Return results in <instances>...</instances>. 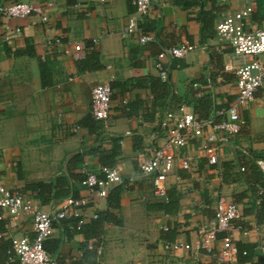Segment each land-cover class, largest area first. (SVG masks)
<instances>
[{
  "label": "crops",
  "instance_id": "1",
  "mask_svg": "<svg viewBox=\"0 0 264 264\" xmlns=\"http://www.w3.org/2000/svg\"><path fill=\"white\" fill-rule=\"evenodd\" d=\"M18 2L43 5L48 0H0V6ZM54 2L44 7L54 27L51 34L83 43L85 56L80 60L62 55L41 60L47 32L40 16L13 21L0 16V179L8 188L36 197L46 210L67 198H90L81 185L85 168L98 174L110 166L125 175L139 174L141 163L163 143L160 124L167 112L185 105L201 119L222 121L218 113L237 97L235 74L225 67L239 68L251 61L236 57L216 33V24L245 8L249 0H153L154 10L142 30L153 34L156 42L147 45L136 36L123 35L136 10L134 0ZM250 21L254 28L264 29V0H256ZM104 32L108 35L95 44ZM182 43L196 49L185 58L169 59V79L163 81L156 69L158 54ZM95 80L109 82L113 89L106 122L92 115ZM263 95L257 94L242 109L247 125L221 152L218 165L207 163L202 140L179 151L180 157L194 160L190 171L178 169L167 182L168 191L180 194L176 215L155 211L153 206L161 199L154 195L151 180H141L122 192L120 209L110 211L116 218L113 223L94 231L97 219L91 217L80 229L77 221H56L54 237L47 243L53 258L59 264H229L197 250L199 229L212 224L215 204L225 197L240 207L242 218L232 231L221 234L234 243L257 247L254 261L247 264H264L259 250L263 216L254 207L262 188L258 182L264 180V170L257 164L264 162ZM99 154H104L107 165ZM108 204V199L92 202L90 215L108 212ZM26 226L28 232L31 226ZM0 230L6 231L3 224ZM138 237L152 246L139 247L134 243ZM166 241L191 245L192 250L168 253L163 249ZM9 246L0 242V264H11ZM87 249L96 253V259H86Z\"/></svg>",
  "mask_w": 264,
  "mask_h": 264
},
{
  "label": "built area",
  "instance_id": "2",
  "mask_svg": "<svg viewBox=\"0 0 264 264\" xmlns=\"http://www.w3.org/2000/svg\"><path fill=\"white\" fill-rule=\"evenodd\" d=\"M101 3H109L111 0H99ZM55 5L54 0H48L45 4L33 5L29 3H13L4 7L0 6V16L7 21L31 16H40L41 22L46 26L47 35L43 40L42 61L47 56L62 55L73 60H80L85 56V45L72 42L62 35L52 36L54 27L50 16L44 11V7ZM136 10L126 22L124 37H138L141 45L156 42L153 34L143 32L142 26L153 12V0H134ZM256 7V0H249L242 10L230 12L216 24V33L222 43L231 48L236 57H250L251 61L239 68L226 66L225 71L235 74L237 84V97L230 106L218 113L223 120L201 119L190 112L185 105L177 111L167 112L161 121L160 128L164 132L163 143L155 148L150 156L145 159L139 168V174L125 175L117 167H103L97 174L83 169L85 179L82 187L90 194L89 199L67 198L60 203H53L50 210H46L36 197L25 194L18 189H10L3 179H0V222L5 225V232H0V242H8V257L11 264H59L46 250V244L52 240L55 233L56 221L77 220V228L80 229L88 218L98 219V215H90V204L100 200H106L110 192L116 187L129 189L136 186L141 180H151L154 187V195L167 200L168 179L176 176L178 169L190 171L192 157H180L179 151L186 148L193 140H202V151L210 166L218 165L221 152L230 144L234 137L239 135L247 125L242 116V109L256 100L259 93H264V29L254 28L251 24V16ZM89 15V13H88ZM17 33L20 29L16 30ZM94 40L97 44L103 37ZM196 47L188 43L161 51L158 54L156 69L163 81L169 79L166 62L169 59L185 58ZM220 73L219 69L214 71ZM74 75L73 79H77ZM198 96L202 92L198 85H194ZM264 110V95L261 99ZM113 106V89L109 82L95 80L92 89L91 111L98 122H106L110 117ZM244 155H249L243 152ZM264 170V162H257ZM246 172V167L241 168ZM264 189L259 188V198L256 200L257 210L262 203L261 196ZM92 200V201H91ZM215 217L212 224L199 229L200 242L197 250H203L209 256H217L223 263L235 264L237 262L238 248L230 237H224L218 244V236L223 232L232 231L235 224L242 218L240 207L230 199L218 198L215 209ZM31 226L29 231L26 225ZM264 224V219H263ZM168 231V229H166ZM31 234L33 236H31ZM163 249L168 253L180 250H192L188 244L166 241ZM264 257V240L259 246Z\"/></svg>",
  "mask_w": 264,
  "mask_h": 264
},
{
  "label": "trees",
  "instance_id": "3",
  "mask_svg": "<svg viewBox=\"0 0 264 264\" xmlns=\"http://www.w3.org/2000/svg\"><path fill=\"white\" fill-rule=\"evenodd\" d=\"M99 155L101 156L102 163L104 165H107L104 162V160H105V157H103L104 154H99ZM103 167H110V166H103ZM258 185H260L264 189V180L261 179L258 182ZM123 191H124V189L122 187H116L110 192V195L107 198L108 199V203H109L108 204V207H109L108 212L101 213L100 215H98V219L92 224V230H94V231L97 230L98 228L103 226L105 223H109V222L113 223V222H115L116 218L110 211H111V209H120V207H121V195H122ZM67 194H69V193L67 192ZM67 194L63 193L62 196H66ZM41 195H42L41 192H39V196L40 197H41ZM179 195L180 194H178L175 190L168 191L167 200H160V202H158L157 204H155L153 206V209L155 211H158V212H163L164 214L169 215V216L176 215L179 212V207H180L179 206V204H180V196ZM258 198H259V191H258V195H257L256 200ZM260 199H262L260 210L259 211L257 210L256 200H255V203H254V207H255V209L257 211L256 213L257 214H261L263 216V219H264V195L261 196ZM62 201H64V200H62ZM62 201H59L58 203H60ZM76 221L77 220H71L69 223L68 222L67 223L68 224H74V222H76ZM0 224H3V226L5 227L3 222H0ZM75 225H77V223ZM88 229L89 228H86V230H88ZM0 232H2V230H0ZM86 235H87V237H90L92 235V233L86 232ZM94 235L96 236L97 234H94ZM224 237H226V235L220 234L219 237H218V240H222ZM174 238H175V234H171V236L168 237V239L171 240V241ZM236 246L238 248V256H237L238 264H247V263H250V262L254 261L256 255H257V253L255 251L257 249V247L250 246V245H245V244H242V243H236ZM46 250L51 255V248H47V244H46ZM86 253H87L86 255L90 254L86 258L88 261H92V260L96 259V253L95 252H92L90 250L88 251V249H87Z\"/></svg>",
  "mask_w": 264,
  "mask_h": 264
},
{
  "label": "rangeland",
  "instance_id": "4",
  "mask_svg": "<svg viewBox=\"0 0 264 264\" xmlns=\"http://www.w3.org/2000/svg\"><path fill=\"white\" fill-rule=\"evenodd\" d=\"M126 227V226H125ZM121 232V231H120ZM117 233V232H116ZM153 233H156V232H153ZM142 239L140 238V237H138V238H135L134 239V243H136V244H138V246L140 247V244H142V245H144L145 247L146 246H152L151 245V242H150V240H148V239H143V241H141ZM114 241H116V240H114ZM125 243H126V239L125 240H123ZM117 242V241H116ZM121 242H122V240H120L119 241V243H120V245H121ZM154 264H156V263H154Z\"/></svg>",
  "mask_w": 264,
  "mask_h": 264
}]
</instances>
